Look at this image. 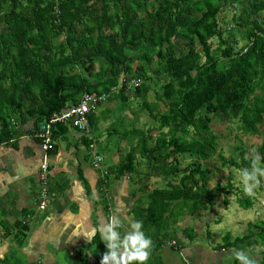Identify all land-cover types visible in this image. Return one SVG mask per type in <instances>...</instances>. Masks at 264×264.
I'll use <instances>...</instances> for the list:
<instances>
[{"label": "trees", "instance_id": "1", "mask_svg": "<svg viewBox=\"0 0 264 264\" xmlns=\"http://www.w3.org/2000/svg\"><path fill=\"white\" fill-rule=\"evenodd\" d=\"M222 9L230 24L219 20ZM85 93L104 97L87 115L89 133L56 123L50 154L55 139L73 128L88 139V150L93 144L102 156L105 173L96 170L105 198L110 182L124 176L143 181L146 201L138 200L132 214L142 218L144 231L151 227L145 232L153 243L149 264H161L159 246L191 264L181 239L193 240L196 231L185 227L182 238L178 222L184 215L201 218L232 189L229 179L224 186L210 184L209 163L251 170L255 153L264 165V0H0V143L29 121L35 137L41 121L76 105ZM130 98L137 99L138 111L128 106ZM107 100L128 111L123 117L111 111V149L124 145L111 165L93 136L94 113ZM147 118L154 124L136 125ZM215 119L236 127L230 156L219 146ZM255 135L262 141L242 139ZM237 201L244 209L252 206L250 195ZM13 206L0 198L1 231ZM26 233L18 221L1 236L18 240ZM259 246L264 222L249 223L236 237L227 231L212 249L235 254ZM86 250L101 264L106 245L99 233ZM234 254L226 264H239ZM254 264H264V254Z\"/></svg>", "mask_w": 264, "mask_h": 264}, {"label": "crops", "instance_id": "2", "mask_svg": "<svg viewBox=\"0 0 264 264\" xmlns=\"http://www.w3.org/2000/svg\"><path fill=\"white\" fill-rule=\"evenodd\" d=\"M112 110L117 117L125 115L124 111L117 110L115 100H107L93 116V136L106 165L115 163L124 147L121 144L119 149H111ZM18 132L8 143H0V198L14 201L12 213L3 216L7 226L0 230V264H97L86 250L93 236L99 233L95 230L111 217L120 218L125 226L137 220L133 218L132 210L138 200L146 201L145 188L141 189L143 181L133 183L124 176L112 184L110 182V199L106 196V201L98 171L91 165L88 139L77 130L68 128L55 139L56 148L50 154L49 190L53 197L45 209H39L38 174L42 149L33 136L32 121L23 124ZM204 219L203 214L201 218L184 215L178 222L180 237L183 238L181 229L185 227H194L196 231L193 240L181 239L182 253L191 264H226L234 253L212 249L215 242L211 238L207 240L205 222L208 221ZM18 221L27 228L24 239L17 240L14 234L1 236L14 228ZM75 227L80 235H73ZM246 252L259 261L264 246ZM157 253L161 264H182L179 254L167 246H159Z\"/></svg>", "mask_w": 264, "mask_h": 264}, {"label": "rangeland", "instance_id": "3", "mask_svg": "<svg viewBox=\"0 0 264 264\" xmlns=\"http://www.w3.org/2000/svg\"><path fill=\"white\" fill-rule=\"evenodd\" d=\"M230 18V13H228L225 9H222L219 20H224L223 22L230 24L228 23ZM238 41L239 47L243 44V41L241 39ZM130 99L131 100L128 106H132L133 110L138 111L137 99ZM160 106L162 107V105ZM124 112L128 113L126 108ZM147 121L150 122L149 125L154 124L153 122H151V120H148L147 118L145 122L136 123V125H139L140 127L144 125V127H146L148 126ZM213 130L217 135L219 134L220 136L219 146L224 150V155L230 156L233 151V146L236 143V140H234V136L236 134V127H234V124H232V122L222 123L215 119L213 122ZM262 130L264 131V127H262ZM262 136L260 137L258 135H255L250 137V139L244 137H242V139L248 144L258 143L262 141ZM215 161H217L218 163L213 161L209 163L210 167L213 168L210 178V184L213 185L219 183L221 186H224L227 183V179H229V182L232 185V189L221 193L215 199L214 205L208 207L207 213H203V216L205 217L204 220L208 221L206 222L207 224H205V229H208L209 226L211 232L210 238L214 240V245H217L223 243V236L226 234L227 231H229L233 235V237H236L242 234L243 230L249 223L259 224L264 222V182H262L260 187L253 189L254 194L250 195L252 198V206L249 209H244L240 206L237 201L238 197L244 198L246 196H249V194L244 191V185L242 183L240 175L242 171L235 169V167L231 166L220 167V165L218 166L219 160ZM157 185L161 187L163 186V183L161 182V184ZM226 198L228 200L227 203L225 202ZM133 218L135 217L133 216ZM217 219L219 220V223H214ZM148 227L149 228L146 229L145 232L150 234L152 233L150 232L151 227Z\"/></svg>", "mask_w": 264, "mask_h": 264}, {"label": "clouds", "instance_id": "4", "mask_svg": "<svg viewBox=\"0 0 264 264\" xmlns=\"http://www.w3.org/2000/svg\"><path fill=\"white\" fill-rule=\"evenodd\" d=\"M240 175L244 191L253 195V189L264 182L261 157L254 153L251 170L244 169ZM95 231H99L100 240L106 245L101 264H149L153 243L143 230L142 220H132L125 226L120 218L111 217ZM80 234L78 227H75L73 235ZM234 255L239 264H254V259L244 250H239Z\"/></svg>", "mask_w": 264, "mask_h": 264}, {"label": "built area", "instance_id": "5", "mask_svg": "<svg viewBox=\"0 0 264 264\" xmlns=\"http://www.w3.org/2000/svg\"><path fill=\"white\" fill-rule=\"evenodd\" d=\"M99 100L102 102L104 97L96 98L85 93L81 96L76 105L70 106L60 113L53 114L49 119L43 120L39 123L35 132V137L39 140L42 149L41 159L39 162V183L41 188L37 200V207L39 209H45L53 195L49 190L50 150L54 145L52 135L53 126L56 123H70L82 133L88 134L90 125L87 115L96 108ZM89 150L92 158V167L104 174L105 170L103 169L102 156L96 152L93 144L89 146Z\"/></svg>", "mask_w": 264, "mask_h": 264}]
</instances>
